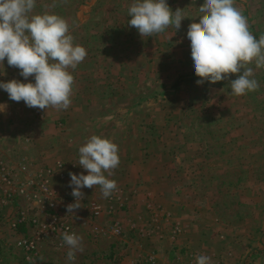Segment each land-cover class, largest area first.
I'll return each instance as SVG.
<instances>
[{"label": "rangeland", "instance_id": "rangeland-1", "mask_svg": "<svg viewBox=\"0 0 264 264\" xmlns=\"http://www.w3.org/2000/svg\"><path fill=\"white\" fill-rule=\"evenodd\" d=\"M131 2L36 0L34 12L63 17L87 55L69 69L74 82L66 110L29 108L0 90L7 105L0 113V159L26 194H0V207L10 205L9 213L0 208V232L6 227L9 234L0 238V264H196L198 255L211 264H264V67L247 65L259 88L244 95L231 92L236 74L197 85L186 32L201 19L203 0H167L185 18L179 30L169 26L152 37L128 25ZM234 6L251 34L264 36V0H234ZM2 71L0 80H24L6 60ZM93 134L118 145L120 163L113 175L105 172L117 189L108 198L99 185L82 189L74 216L86 219L75 232L57 204L48 205L42 185L56 201L74 203L71 194L56 195L51 176L68 177L69 185V172L87 174L78 148ZM34 205L44 215L32 213ZM54 217L81 237L72 261L64 232L39 226ZM27 238L36 242L29 258L16 245ZM47 238L54 249L44 261L40 243Z\"/></svg>", "mask_w": 264, "mask_h": 264}, {"label": "clouds", "instance_id": "clouds-1", "mask_svg": "<svg viewBox=\"0 0 264 264\" xmlns=\"http://www.w3.org/2000/svg\"><path fill=\"white\" fill-rule=\"evenodd\" d=\"M36 0H0V66L19 70L24 80H0V90L12 101L29 108L46 110L54 107L66 110L71 104L75 69L86 57V49L74 43L68 22L54 12L36 13ZM198 23H190L186 38L190 48L193 73L200 79L215 83L229 80L234 95H244L259 88L253 69L247 65L255 62L264 67V36L256 39L248 28L246 18L234 6V0H203L199 7ZM128 25L142 37H152L169 26L181 27L185 18L182 10L173 11L167 0H132L127 9ZM3 71L0 75H3ZM33 80H28L29 77ZM7 105L0 103V113ZM78 164L87 174L69 172V186L75 202L67 205V212L74 214L84 193L83 188L99 185L104 198L117 189L115 180L108 179L120 163L118 145L111 139L93 134L78 148ZM68 247L67 260L82 251L81 237L75 233H62ZM196 264H211L207 255H198Z\"/></svg>", "mask_w": 264, "mask_h": 264}, {"label": "built area", "instance_id": "built-area-1", "mask_svg": "<svg viewBox=\"0 0 264 264\" xmlns=\"http://www.w3.org/2000/svg\"><path fill=\"white\" fill-rule=\"evenodd\" d=\"M22 170H25V167H22ZM14 181H13V176L10 168L7 166V164L0 159V194L2 193L5 197H11V196H21V195H26L24 194V188L21 186H13ZM42 191L46 193V198L48 199L49 206L54 207L56 205V200L55 196L53 193L45 186L42 185ZM91 210L93 213L96 215L99 213V207L95 204H92ZM57 218V217H56ZM55 217L52 218L50 221H47L46 223H40L39 226H41V230H46V229H53L55 226L59 229V231L63 232H69L73 233L69 226L64 224V223H59L57 222V219ZM24 220V217H21L22 221ZM16 245L23 249L27 254V258L30 257V255H35L36 252V242L34 238H27V239H19L16 242Z\"/></svg>", "mask_w": 264, "mask_h": 264}, {"label": "crops", "instance_id": "crops-1", "mask_svg": "<svg viewBox=\"0 0 264 264\" xmlns=\"http://www.w3.org/2000/svg\"><path fill=\"white\" fill-rule=\"evenodd\" d=\"M21 174V173H20ZM18 178L20 177L19 175L17 176ZM68 181V177L64 178V180H60L58 179V176H54L52 175L51 176V186H52V189L53 191L56 193V195H58L59 197L62 196V195H70L71 194V191H72V188L66 184V182ZM23 202V201H22ZM57 204V207H58V213L61 214L66 220V222L70 223L71 226H73V228L75 229V232L76 230H79L81 227H80V223L82 220H85L86 218L83 216V213L81 212H76L78 213L77 217L74 216V214H69L66 210H67V205H69L70 203L67 202V203H62L61 201H57L56 202ZM9 207L10 205L6 204L4 205L3 207H0L2 209V212L7 209V213L10 212L9 210ZM5 208V209H4ZM31 212L32 213H36V214H39V215H44V212H40V210H38V208L35 207V205L31 208ZM75 213V212H74ZM71 217H75V220L72 219ZM1 223V222H0ZM90 224V223H88ZM88 224L85 223V225L87 226ZM89 226V225H88ZM91 226V225H90ZM2 227V226H1ZM0 227V228H1ZM19 227L20 229H24L26 226L25 225H21V223L19 224ZM3 230H6L7 231V228L4 227ZM2 230V233L0 232V238L2 240H8V235L9 234H5L4 231ZM26 229H24L23 231H25ZM28 231H30L29 235H32L31 234V228H28L27 229ZM13 234L15 236L16 232L13 231ZM77 234V233H76ZM17 235V234H16ZM51 239V238H50ZM49 238L47 239H44L42 242L43 243H40L41 244V253H42V257L44 258V261L45 260H48V256H45L46 255V252L49 251V249H54L53 248V244L51 243V240ZM21 253H22V250L20 249ZM45 251V252H43Z\"/></svg>", "mask_w": 264, "mask_h": 264}]
</instances>
